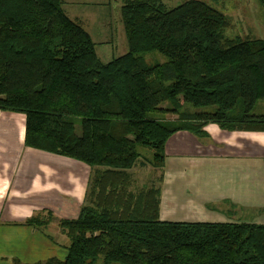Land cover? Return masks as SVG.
Returning <instances> with one entry per match:
<instances>
[{
  "label": "trees",
  "instance_id": "obj_1",
  "mask_svg": "<svg viewBox=\"0 0 264 264\" xmlns=\"http://www.w3.org/2000/svg\"><path fill=\"white\" fill-rule=\"evenodd\" d=\"M120 1L128 52L105 63L66 0H0V112L25 116L27 148L91 169L78 218L21 224L56 222L70 242L38 264H264V225L163 220L160 187L173 135L264 133V40L228 36L231 17L202 0ZM137 169H152L144 185Z\"/></svg>",
  "mask_w": 264,
  "mask_h": 264
},
{
  "label": "crops",
  "instance_id": "obj_2",
  "mask_svg": "<svg viewBox=\"0 0 264 264\" xmlns=\"http://www.w3.org/2000/svg\"><path fill=\"white\" fill-rule=\"evenodd\" d=\"M206 129L207 139L181 132L167 143L161 219L185 222L199 212L201 221L264 225V133ZM25 130L23 114L0 112V264L45 263L66 252L56 222L45 230L21 224L48 210L57 220L78 218L90 181L84 163L27 148ZM135 175L144 185L143 169Z\"/></svg>",
  "mask_w": 264,
  "mask_h": 264
},
{
  "label": "rangeland",
  "instance_id": "obj_3",
  "mask_svg": "<svg viewBox=\"0 0 264 264\" xmlns=\"http://www.w3.org/2000/svg\"><path fill=\"white\" fill-rule=\"evenodd\" d=\"M187 1L162 0L171 8ZM202 1L209 3L231 17L234 26L228 30V36L264 40V11L261 9L258 0ZM64 6L70 18L76 20L77 17H80L84 22L85 29L91 34L93 41L96 43L97 54L103 62L107 63L127 54L128 41H126V31L121 16L123 3L120 0H66ZM154 59L160 63L166 61V58L159 52L147 55L148 62H154ZM9 98H16V96L11 95ZM195 110L198 112L210 111L209 108ZM262 110H264V101H259L254 113H264ZM168 118L177 119V116L169 115ZM76 130L80 135L82 134L80 120L77 121ZM140 152L146 157L155 154L154 151L147 148H141ZM151 170L143 169L144 180ZM193 216L195 219L190 221H201L202 216L199 212L193 214ZM67 253L68 251L59 252L57 255L63 261L67 257Z\"/></svg>",
  "mask_w": 264,
  "mask_h": 264
}]
</instances>
